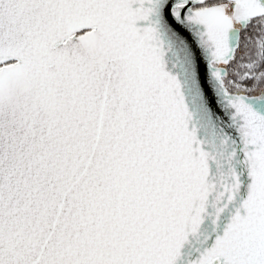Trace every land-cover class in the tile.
<instances>
[{
    "label": "snow or ice",
    "instance_id": "1",
    "mask_svg": "<svg viewBox=\"0 0 264 264\" xmlns=\"http://www.w3.org/2000/svg\"><path fill=\"white\" fill-rule=\"evenodd\" d=\"M0 264H264V0H0Z\"/></svg>",
    "mask_w": 264,
    "mask_h": 264
}]
</instances>
